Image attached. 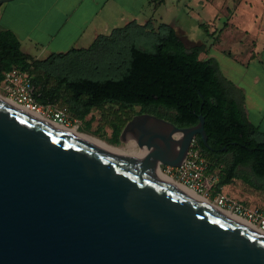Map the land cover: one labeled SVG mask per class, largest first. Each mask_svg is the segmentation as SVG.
Wrapping results in <instances>:
<instances>
[{"label":"water","instance_id":"obj_1","mask_svg":"<svg viewBox=\"0 0 264 264\" xmlns=\"http://www.w3.org/2000/svg\"><path fill=\"white\" fill-rule=\"evenodd\" d=\"M142 117L172 130L136 137V161L0 101V264H264L263 236L154 171V162L179 166L196 136L209 148L204 118L178 127Z\"/></svg>","mask_w":264,"mask_h":264},{"label":"trees","instance_id":"obj_2","mask_svg":"<svg viewBox=\"0 0 264 264\" xmlns=\"http://www.w3.org/2000/svg\"><path fill=\"white\" fill-rule=\"evenodd\" d=\"M151 3L156 7L161 0ZM19 43L13 32L0 31V83L12 69L25 73L31 95L42 107L83 121L93 109L104 112L106 105L115 106L107 113L114 145L134 107L178 127L196 126L202 116L209 148L199 136L195 140L208 159V173L217 174L214 192L238 177L249 182L239 176L240 169L264 180V132L247 121L237 99L241 91L220 74L213 59H200L206 46L187 48L168 24L132 21L100 35L87 48L44 59L23 52Z\"/></svg>","mask_w":264,"mask_h":264},{"label":"crops","instance_id":"obj_3","mask_svg":"<svg viewBox=\"0 0 264 264\" xmlns=\"http://www.w3.org/2000/svg\"><path fill=\"white\" fill-rule=\"evenodd\" d=\"M165 23L187 48L204 45L241 95L247 121L264 132V0H6L0 31H11L23 52L44 59L89 47L130 22ZM199 30L207 38H199ZM218 55L224 60L222 72Z\"/></svg>","mask_w":264,"mask_h":264},{"label":"rangeland","instance_id":"obj_4","mask_svg":"<svg viewBox=\"0 0 264 264\" xmlns=\"http://www.w3.org/2000/svg\"><path fill=\"white\" fill-rule=\"evenodd\" d=\"M198 33H199L198 35H200L199 38H206L205 32L203 30H199ZM206 41H207V38H206ZM221 58L222 56L218 55L220 68L222 72L225 73V71H223L224 69L223 67L225 66L224 60ZM0 96L5 99H9V100L13 99L12 96H10L8 92L4 89V86L2 85V83H0ZM47 109H50V108H42V112L44 116L47 115ZM109 109L115 110L117 108L115 106L106 105L104 112L93 109L83 121H79V120L75 121L72 118H70V122L68 123L67 126L77 127L78 131L91 135L95 138H98L108 143L111 146H114L116 148L123 150V152L127 154H131L135 156L139 155V153L141 152L138 142L136 141V137L141 136L143 131L145 130L154 131L155 130L161 133L162 135H166L167 133L170 132L165 126L156 124L154 120L142 117V115L150 114V113L141 112L139 107H134L133 109L128 110V114L130 117L129 121H131L132 119H135V122H133L135 123V127L132 129V131H128L126 133L125 141H120L118 145H114L111 143L112 129L110 127V116L107 115L108 111L110 112ZM160 112L163 113L162 111ZM150 115H153V114H150ZM167 116L169 115L167 114ZM161 118L166 121H169L163 117ZM175 133L177 132L171 133L172 139H175L174 137ZM181 136H182V133H181ZM228 158H229L228 156H225V159L228 160ZM159 167L164 173H166V166L160 165ZM240 175L246 176L247 178H249L250 181L249 182L244 181L243 179L238 177L234 179L231 182V184L227 186H223L218 193H215L213 185L216 184L217 179H218L217 177L216 181L211 184L213 187L210 186V189L206 191L203 190V191H197V192L200 195L206 196V198L209 200L210 203H213V204L216 203L215 205H219L216 202L217 201L216 198H217V194L221 193L231 199H234L237 202L243 203L244 205L257 208V209H261L264 211V180L256 178L251 173L250 169H240L239 176ZM173 180L177 181L175 177H173Z\"/></svg>","mask_w":264,"mask_h":264},{"label":"built area","instance_id":"obj_5","mask_svg":"<svg viewBox=\"0 0 264 264\" xmlns=\"http://www.w3.org/2000/svg\"><path fill=\"white\" fill-rule=\"evenodd\" d=\"M2 85L8 94L12 96L13 99L11 101L21 106L24 110L43 114L42 108H50L47 109V116L50 115L48 116L50 118H47L55 124L67 126L70 122V116L65 111L51 106L42 107L35 101L31 95V79L25 73L17 69L6 72ZM208 167L207 157L203 155L195 138H193L180 165L177 167L166 166V173L167 175L170 174L172 178L175 177L177 182L189 189L196 192L206 191L210 189L211 184L217 179L216 173H208ZM216 199L222 209L249 221L264 232L263 210L244 205L221 193L217 194Z\"/></svg>","mask_w":264,"mask_h":264},{"label":"bare ground","instance_id":"obj_6","mask_svg":"<svg viewBox=\"0 0 264 264\" xmlns=\"http://www.w3.org/2000/svg\"><path fill=\"white\" fill-rule=\"evenodd\" d=\"M0 101L16 108L19 109L21 111H25L28 114L32 115L33 117L45 122L46 124H49L61 131H64L82 141H85L89 144H92L94 146H97L101 149L107 150L109 152L115 153L117 155L132 159V160H136V161H140L142 159V153L140 152L139 155L135 156V155H131V154H127L125 152H123V150L116 148L114 146L109 145L108 143L95 138L91 135H88L86 133L80 132L78 131L77 127H69V126H64V125H58L55 124L53 121H51L50 119L47 118V115L44 116L41 113H32V112H28L26 111V109L24 110L21 106L16 105L14 102H12L9 99H5L3 97L0 96ZM163 124V123H162ZM163 126H165L169 131L172 130V128L169 125L163 124ZM168 131V132H169ZM175 139H179L181 137V132H177L174 134ZM128 145V144H127ZM127 149V148H126ZM129 150V149H128ZM154 171L156 173V175L163 181L165 182L168 186L172 187L173 189L179 191L180 193H182L183 195H185L186 197H188L189 199H191L192 201H194L195 203H199L200 205H203L205 207H208L216 212H218L219 214L223 215L224 217L234 221L235 223L243 226L246 229H249L261 236L264 237V232L259 230L257 227H255L252 223H250L249 221H246L245 219L229 212L226 211L224 209H222L219 205H215L213 203H210L209 200L206 198V196L200 195L198 192H196L195 190L189 189L186 186H184L183 184L173 180L172 177H170L169 175H167L166 173H164L161 168L159 167V164L157 162H154Z\"/></svg>","mask_w":264,"mask_h":264}]
</instances>
